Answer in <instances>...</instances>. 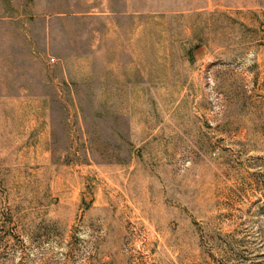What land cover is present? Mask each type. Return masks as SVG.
<instances>
[{
    "label": "rangeland",
    "instance_id": "1",
    "mask_svg": "<svg viewBox=\"0 0 264 264\" xmlns=\"http://www.w3.org/2000/svg\"><path fill=\"white\" fill-rule=\"evenodd\" d=\"M0 264H264V0H0Z\"/></svg>",
    "mask_w": 264,
    "mask_h": 264
}]
</instances>
